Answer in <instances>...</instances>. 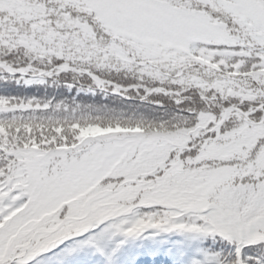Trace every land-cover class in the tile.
<instances>
[{
	"label": "snow or ice",
	"instance_id": "snow-or-ice-1",
	"mask_svg": "<svg viewBox=\"0 0 264 264\" xmlns=\"http://www.w3.org/2000/svg\"><path fill=\"white\" fill-rule=\"evenodd\" d=\"M65 77L151 107L0 95V264L170 234L218 249L188 264H264V0H0V83Z\"/></svg>",
	"mask_w": 264,
	"mask_h": 264
},
{
	"label": "trees",
	"instance_id": "trees-1",
	"mask_svg": "<svg viewBox=\"0 0 264 264\" xmlns=\"http://www.w3.org/2000/svg\"><path fill=\"white\" fill-rule=\"evenodd\" d=\"M68 78H61L57 81L49 80L45 84H34L31 86H24L23 84H9L5 86L4 84L0 83V95H9V96H15L18 98H35L41 101H48V100H55V101H65L69 104H72L73 102L76 104H80L82 106L86 105H92L96 107H104L106 106L109 109H117V110H135L142 113H147L150 105L142 104L138 100L133 101H121L118 97H112L108 96L105 98L103 94L97 93L96 95L89 94L85 91H77V88H72L69 90L67 87H65V81ZM115 129L111 128H102L99 126L96 127H87V128H81L80 129V136L79 138L83 142L84 140H87L89 138H96L108 135L110 133L114 134ZM127 131V130H125ZM134 131H140L138 129H134ZM133 131V132H134ZM135 134V133H134ZM174 234L170 235H164L159 238H156V242H153L151 240L149 246L152 248H156L159 246L161 238H166L167 236H172ZM198 244H192L193 247L197 246ZM140 246V242H137L136 244H129L125 247L123 253H128L131 257L134 256L136 248ZM141 247V246H140ZM59 251V249L57 250ZM254 252V253H253ZM252 256H259L261 253L259 251H253ZM90 251L85 250L78 255H71L67 256L64 260V264H74L77 263L79 260H83L86 257H89ZM122 253V254H123ZM248 255V253H246ZM50 255V254H49ZM45 264H52V262L48 261L45 257Z\"/></svg>",
	"mask_w": 264,
	"mask_h": 264
},
{
	"label": "rangeland",
	"instance_id": "rangeland-1",
	"mask_svg": "<svg viewBox=\"0 0 264 264\" xmlns=\"http://www.w3.org/2000/svg\"><path fill=\"white\" fill-rule=\"evenodd\" d=\"M76 104V103H75ZM132 131H134V130H132ZM136 132H138V131H134L133 133H136ZM206 242L210 245L209 246V249H211V250H218L217 248H216V246H214L213 244H212V241H209V240H206ZM253 251H248V252H246V253H248V255H253V253H252ZM170 254H171V252H169ZM148 255H149V253H148ZM170 258H171V256L169 255V257L167 258V260L165 261V262H167L168 260H170ZM188 261H189V258L186 256V255H184L182 258H181V262H180V264H188ZM173 263H174V261H173ZM173 263H170V264H173Z\"/></svg>",
	"mask_w": 264,
	"mask_h": 264
}]
</instances>
